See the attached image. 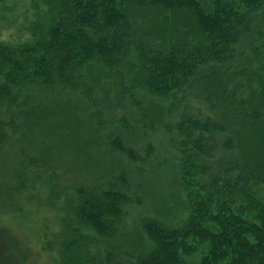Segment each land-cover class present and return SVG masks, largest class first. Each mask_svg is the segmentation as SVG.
<instances>
[{"label": "trees", "instance_id": "obj_1", "mask_svg": "<svg viewBox=\"0 0 264 264\" xmlns=\"http://www.w3.org/2000/svg\"><path fill=\"white\" fill-rule=\"evenodd\" d=\"M0 29V264H41L5 222L37 181L53 264H264V0H0Z\"/></svg>", "mask_w": 264, "mask_h": 264}, {"label": "rangeland", "instance_id": "obj_2", "mask_svg": "<svg viewBox=\"0 0 264 264\" xmlns=\"http://www.w3.org/2000/svg\"><path fill=\"white\" fill-rule=\"evenodd\" d=\"M13 30V29H12ZM11 29H0V39H7L12 32ZM50 141L44 142V144H48ZM150 142L156 147L157 150L163 155H168V153L165 151V148L163 147V140L160 137L151 136ZM25 147L27 149L28 144L27 143H20L19 147ZM139 153V148H135ZM163 155H156L159 158H164ZM17 158V157H16ZM16 160V159H15ZM14 161H7L5 163L0 160V200L2 205L10 210L11 208H8L6 204V195L5 190L3 189L4 186L10 187L9 185L13 186V184L16 182V179L14 177H11V171L15 173L19 170V165L15 163ZM19 160V159H18ZM65 160H68V162H75L73 164H70L72 167L80 166L81 162L78 160V154L71 150V152L68 154V157L65 158ZM17 161V160H16ZM61 166V164H59ZM56 176L52 177L51 180L46 182H51L52 184H56L57 186H61L63 184L69 183V178H71L70 175L64 174L62 169L55 170ZM19 174V171H18ZM49 175V174H47ZM47 175H44L47 177ZM27 179H31V176L27 177ZM144 180L147 182H155L154 178L151 176L144 177ZM46 182L43 181V184ZM36 185H33L34 187H38L36 192L33 189H28L25 192H23V195H20V200H18L17 204H22L23 206V215L16 216L14 220L13 218H10V220L5 221L8 226H10L15 231H18L22 233L23 237L26 241H28V244L31 246L33 253L36 254L37 260L41 263H47V264H53L54 254H49V251L45 250L44 252L41 250V240L37 236L38 234H41L42 232H45L47 234V239L50 240V236L58 230V221L57 218L61 216V208H62V201H52V196L50 194V191L48 190H42L40 191V187L38 186L39 182H36ZM30 185L33 184V181L29 183ZM154 188L157 189L158 186L156 184L154 185ZM21 201V202H20ZM23 202V203H22ZM46 206V207H45ZM147 207H140L137 210H131L129 215V221L133 220L137 214H140L141 211H145ZM60 211V214L58 215L56 210ZM8 215V214H7ZM132 223V222H130Z\"/></svg>", "mask_w": 264, "mask_h": 264}]
</instances>
